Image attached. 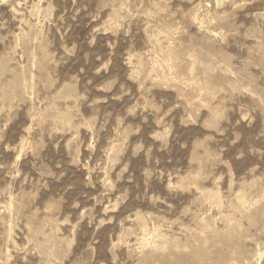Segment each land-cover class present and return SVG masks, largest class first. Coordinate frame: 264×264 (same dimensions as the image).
Instances as JSON below:
<instances>
[{"label": "rangeland", "instance_id": "1", "mask_svg": "<svg viewBox=\"0 0 264 264\" xmlns=\"http://www.w3.org/2000/svg\"><path fill=\"white\" fill-rule=\"evenodd\" d=\"M0 264H264V0H0Z\"/></svg>", "mask_w": 264, "mask_h": 264}]
</instances>
